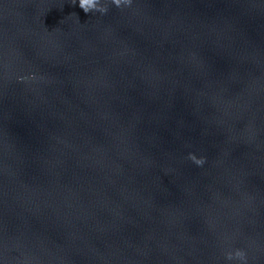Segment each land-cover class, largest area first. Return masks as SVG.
<instances>
[{
	"label": "water",
	"instance_id": "water-1",
	"mask_svg": "<svg viewBox=\"0 0 264 264\" xmlns=\"http://www.w3.org/2000/svg\"><path fill=\"white\" fill-rule=\"evenodd\" d=\"M0 264H264V0H0Z\"/></svg>",
	"mask_w": 264,
	"mask_h": 264
},
{
	"label": "clouds",
	"instance_id": "clouds-1",
	"mask_svg": "<svg viewBox=\"0 0 264 264\" xmlns=\"http://www.w3.org/2000/svg\"><path fill=\"white\" fill-rule=\"evenodd\" d=\"M96 6V0H81V7L88 11L90 7Z\"/></svg>",
	"mask_w": 264,
	"mask_h": 264
}]
</instances>
